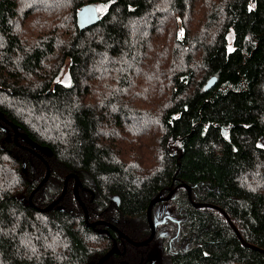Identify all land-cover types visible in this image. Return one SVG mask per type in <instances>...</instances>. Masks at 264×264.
I'll list each match as a JSON object with an SVG mask.
<instances>
[{
  "label": "trees",
  "instance_id": "trees-1",
  "mask_svg": "<svg viewBox=\"0 0 264 264\" xmlns=\"http://www.w3.org/2000/svg\"><path fill=\"white\" fill-rule=\"evenodd\" d=\"M260 138L264 0H0V264H94L118 239L75 176L133 239L178 186L152 206L182 217L157 226L169 264H264Z\"/></svg>",
  "mask_w": 264,
  "mask_h": 264
},
{
  "label": "flooded vegetation",
  "instance_id": "flooded-vegetation-1",
  "mask_svg": "<svg viewBox=\"0 0 264 264\" xmlns=\"http://www.w3.org/2000/svg\"><path fill=\"white\" fill-rule=\"evenodd\" d=\"M176 187H178V186H175L174 190ZM73 188H74V186H73ZM76 188H77V193H78L79 199L77 197L76 198L81 203L86 221L91 223L92 226H96L97 230H102L103 232L110 233V228H112V230H115L116 232H118V235H117L118 239H116L115 237L113 238L112 245L103 255H105L109 250H112V251L101 262V264H104V262L107 260V258H109L111 255H114V254L127 255L126 252L132 253V256H134V257H132L130 259V261L128 258H121L117 264H169V260L167 259V254L172 253L174 248L175 249L178 248V246L180 244V237L178 238V240L175 243H173V245L171 243V238H169L168 243L166 245H164L163 243L160 242V240L155 239V235L157 232V226L160 223H163L165 221V219L173 220L177 226L178 231H179V228H180L181 223H182V220H181L182 217H181L180 211H178V210L176 211L173 209V204L170 203L168 205V207L171 208L168 212H162V209L159 210L158 212L155 211L154 216L156 218H154V216L152 214V208H151V212H150L151 219L156 224L154 234L145 243H139L138 244L136 242L143 241L144 239H146L150 236L151 228L149 225V221H148V226L150 228L149 233L141 239H133L127 233H125L118 225H116L117 219L114 216L109 217L105 213H98L97 215L92 216L91 215L92 205H90L88 208V204L85 201V198L82 197L81 194H79V190H78L79 182L78 181H77ZM171 189H173V188H171ZM174 190H173V192H174ZM168 192L165 195H167ZM173 192H172V194H173ZM172 194H171V196H172ZM165 195H160V196H165ZM171 196L168 199H162V200H169V199H171ZM91 201H92V199H88V203H90ZM159 201H161V200H159ZM159 201H156V202H159ZM172 214H174L175 216ZM177 214L179 216H176ZM163 239H164V237H163ZM154 253H156V255ZM153 255H155V257ZM102 256H100V258ZM100 258H98V260ZM98 260L96 262H98Z\"/></svg>",
  "mask_w": 264,
  "mask_h": 264
},
{
  "label": "water",
  "instance_id": "water-1",
  "mask_svg": "<svg viewBox=\"0 0 264 264\" xmlns=\"http://www.w3.org/2000/svg\"><path fill=\"white\" fill-rule=\"evenodd\" d=\"M79 19L82 23L84 24H90V23H93L95 22L96 20H98L99 18V14H98V11L96 9V6L94 4H88V5H85L83 6L82 8H80L79 12ZM215 80V77L212 76L211 78H209V80L207 81L205 87H209ZM17 132H16V128H15V136H16ZM20 135L25 138L26 140H28V142H31V140L28 139V137H26L25 135H23L22 133H20ZM33 145L36 147V143H33ZM44 152L50 154V151L48 148H44L43 149ZM40 155V154H39ZM46 162V161H45ZM47 164V163H46ZM49 173H50V170H49V166L47 164V169H46V174L44 176V178L39 182V184L36 186L35 189H37L39 186L42 185V183L47 179V177L49 176ZM68 177V176H67ZM76 180H75V184H74V195L79 199V196H78V193H77V176H75ZM184 186L187 187V189L189 190L188 193L190 194V186L187 185L186 183H182ZM34 189V190H35ZM174 188L171 189L167 195L165 196H160V193H158L157 195H155L149 202L148 204V207H147V218H148V221H149V225H150V228H151V233H150V236L146 239H144L143 241H139V242H136V243H145L146 241H148L154 234V231H155V223L152 221L151 219V208H152V205L156 202V201H159V200H162V199H168L170 198L172 192H173ZM64 193V190L63 192L61 193V195L56 198L54 201H52L50 204H48L45 208H50L52 207L54 204L58 203V201L60 200L61 196L63 195ZM196 205H205L206 203H199V202H194ZM210 205V204H208ZM213 207L219 209L223 215L226 217V219L228 220V222L231 224V226L233 227L234 231L236 232V234L238 235L239 239L242 241L243 244L247 245V246H250V247H253V248H258V246L252 244V243H249L247 241L244 240V238L241 236V233L239 231V229L236 227V225L233 223V221L231 220V218L229 217L228 213L223 209L221 208L220 206L218 205H213ZM112 249V248H111ZM260 250H263L264 249H261L259 248ZM112 250H109L105 255H103L99 260L98 262H96L95 264H101V262L109 255V253L111 252Z\"/></svg>",
  "mask_w": 264,
  "mask_h": 264
},
{
  "label": "rangeland",
  "instance_id": "rangeland-1",
  "mask_svg": "<svg viewBox=\"0 0 264 264\" xmlns=\"http://www.w3.org/2000/svg\"><path fill=\"white\" fill-rule=\"evenodd\" d=\"M162 30H165V29H162ZM160 33L156 34V36H160L159 35ZM260 145H262L264 147V138H260V140L258 141ZM157 253V252H156ZM156 253H154L156 255ZM155 255H153L155 257Z\"/></svg>",
  "mask_w": 264,
  "mask_h": 264
}]
</instances>
